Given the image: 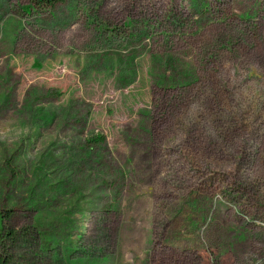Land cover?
<instances>
[{
  "label": "rangeland",
  "instance_id": "1",
  "mask_svg": "<svg viewBox=\"0 0 264 264\" xmlns=\"http://www.w3.org/2000/svg\"><path fill=\"white\" fill-rule=\"evenodd\" d=\"M4 229L2 264H264V0H0Z\"/></svg>",
  "mask_w": 264,
  "mask_h": 264
},
{
  "label": "trees",
  "instance_id": "2",
  "mask_svg": "<svg viewBox=\"0 0 264 264\" xmlns=\"http://www.w3.org/2000/svg\"><path fill=\"white\" fill-rule=\"evenodd\" d=\"M37 1L38 2L41 1V3H43V6L44 7H54L55 3L62 2L63 0H37ZM32 8L33 7H31V6H27L26 7V11L25 10L24 11L27 12V13H29V11H31ZM89 142H91L93 144H101L102 142H104V138H103V136L97 135V136H95V137L87 140V143H89ZM4 231H3V237L0 239V244L3 243L6 240H8V241L9 240H12L13 239V236L15 234V233H12L11 231L8 232V230L6 232L5 229H4ZM0 264H2V261L1 260H0Z\"/></svg>",
  "mask_w": 264,
  "mask_h": 264
}]
</instances>
